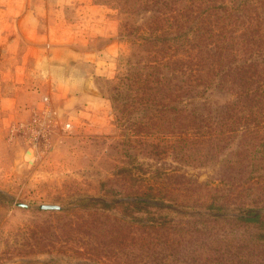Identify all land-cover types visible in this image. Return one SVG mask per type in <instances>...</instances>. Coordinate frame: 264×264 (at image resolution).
Returning <instances> with one entry per match:
<instances>
[{"label": "rangeland", "instance_id": "rangeland-1", "mask_svg": "<svg viewBox=\"0 0 264 264\" xmlns=\"http://www.w3.org/2000/svg\"><path fill=\"white\" fill-rule=\"evenodd\" d=\"M257 1L0 0V264H241L215 248L237 251L255 233L183 216L218 214L214 198L234 217L264 215V110L219 108L237 87L209 54L231 34V64L250 58L235 36L243 15L263 17ZM50 54L80 56L75 86H63L77 100L46 96L57 86L40 76ZM96 238L99 262L86 258Z\"/></svg>", "mask_w": 264, "mask_h": 264}, {"label": "trees", "instance_id": "trees-1", "mask_svg": "<svg viewBox=\"0 0 264 264\" xmlns=\"http://www.w3.org/2000/svg\"><path fill=\"white\" fill-rule=\"evenodd\" d=\"M264 0H258L255 2V6H260L263 3ZM240 6V7H239ZM236 5L237 7L235 12H242L241 15L245 14V4H239ZM253 6L252 8H256ZM215 8V7H214ZM243 8V9H242ZM224 7H220V10H224ZM216 10V9H215ZM209 12L213 13V10L211 9ZM225 13H228V10L225 11ZM212 16V15H211ZM243 17L247 20V23L243 25V30L237 34V38L242 40L241 47L242 52L245 54H250V58L246 57L243 59V61L240 64H231L232 56H230L229 51L225 50L223 52L225 44V41L227 40L230 42L228 37H232L234 35H228V36H221L223 42H219L216 44H213V46L209 49L210 55L213 56V61L216 63L214 68H217L220 63L223 61H226L227 64H225V67L223 70L222 75L224 76V80L227 81L228 84H233L237 88L234 90L233 96L231 99L232 101L225 100L223 105H220L219 108L223 107L225 111H233V110H248L258 107L259 110L261 107L264 108V32H252V28H254L259 21L264 22V15L263 17H260L256 13L251 14V19L246 18L244 15ZM240 18L237 16V19ZM230 20L235 22L233 16L230 18ZM240 22V21H239ZM209 24H205L204 28L202 30H206ZM225 28V27H224ZM224 28L216 27L215 30H212V32H223ZM256 28V27H255ZM202 30L200 32H202ZM226 37V38H225ZM253 51H256L253 55ZM216 70V69H213ZM212 199V198H211ZM210 199V200H211ZM223 202L222 198H214L212 201V205L210 209H215L219 213L216 215H199V217H187L183 216V220L186 223H192V224H207L209 228L212 231L221 232L222 234H228V233H238V234H244L249 236L250 238L253 237V233H255L258 236V241L255 243L251 240L244 239L241 241H237L235 243V247L237 251H231L228 248V244H220V246L224 245L225 247H216L215 248V254L217 255H224L229 254L232 258L237 259L238 263L241 264H250L253 260H255L254 264H260L264 263V258H261V254L264 253V215H258L250 212L248 216H237L234 217L228 211H226L224 208L223 210L217 209L219 207V204L221 205ZM130 207L132 209L135 207V204L127 203L125 210L127 212H134L133 210H130ZM226 212V213H225ZM130 215L127 214V216ZM151 226L147 225H140V229H148ZM206 232L208 231V228H205ZM185 239V236H181L179 240L183 242ZM97 238L96 242H94L95 245H92L90 249L86 250L87 259L90 261H96L99 262V260L96 259L97 252H93V249L98 250V246L101 244ZM112 242V241H111ZM164 243L168 242L167 240L163 241ZM104 245V244H103ZM169 249H172L171 252H174L175 249H177L178 245L176 244L175 240H172L171 242H168ZM186 243H183L182 248H185ZM102 248V247H101ZM150 250V248H149ZM148 250V251H149ZM214 250V248L212 249ZM227 251L228 253H225ZM242 251H247V258L252 259L249 263L244 262V256H239L238 253ZM247 259V260H249ZM185 260L187 261H196L199 259H196L193 256L187 257ZM184 260V261H185ZM183 260H181L182 262Z\"/></svg>", "mask_w": 264, "mask_h": 264}, {"label": "crops", "instance_id": "crops-1", "mask_svg": "<svg viewBox=\"0 0 264 264\" xmlns=\"http://www.w3.org/2000/svg\"><path fill=\"white\" fill-rule=\"evenodd\" d=\"M62 48H66V46H64ZM66 51H67V48H66ZM70 52H71V50H70ZM76 53H74V55ZM42 59H43L42 69L44 68V70L42 72V75L40 74V76L44 77V80L46 83L49 80L48 85H50V83H51V86L56 84L57 86L54 88L57 89V91H59V93H61V94L55 93V95H53L52 93L54 92V88L51 89L50 93H47V95H46L47 97H50L49 100L53 101L54 99H60L64 102H66V101L68 102L69 100H74V99L77 100L78 95L77 96L74 95V96L70 97L69 94L67 95V92L64 91V89H65L64 87H66V86H73L74 87L75 86L76 83H75L74 79L77 80L78 77H77L75 71H73V67L76 66V64H78L77 62L80 59V56L77 54V57L74 58L73 60H71L70 55H66L63 58H57L56 56H52V54H50V57H44ZM91 60L94 62L95 58L92 57ZM74 63H76V64H74ZM83 80L86 81V85H88L90 83V77L88 75H86L83 78ZM79 83L80 84H78V86L75 87V89H74L75 92L79 91V92H82L83 95L85 94L86 96H89L91 93L89 94L88 92H91V91L88 89V87L85 86V83L81 84L80 81H79ZM79 85H81V86H79ZM48 87H50V86H48ZM68 90H69V92H72L73 89L71 87H68ZM43 100H44L43 98H40L38 101L35 102L39 108L46 106L45 105L46 103ZM45 100H48V98H45Z\"/></svg>", "mask_w": 264, "mask_h": 264}, {"label": "water", "instance_id": "water-1", "mask_svg": "<svg viewBox=\"0 0 264 264\" xmlns=\"http://www.w3.org/2000/svg\"><path fill=\"white\" fill-rule=\"evenodd\" d=\"M18 207L21 208H32V209H37V210H44V211H52V210H63L64 208L60 205H52V204H40L37 206H29L28 204H24V203H17L16 204Z\"/></svg>", "mask_w": 264, "mask_h": 264}]
</instances>
